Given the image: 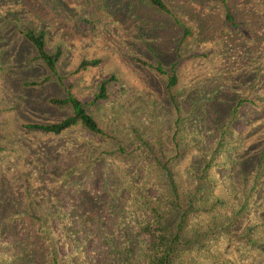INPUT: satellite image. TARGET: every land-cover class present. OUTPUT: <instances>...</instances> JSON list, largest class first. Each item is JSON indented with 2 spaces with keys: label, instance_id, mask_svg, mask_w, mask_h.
Masks as SVG:
<instances>
[{
  "label": "rangeland",
  "instance_id": "1",
  "mask_svg": "<svg viewBox=\"0 0 264 264\" xmlns=\"http://www.w3.org/2000/svg\"><path fill=\"white\" fill-rule=\"evenodd\" d=\"M163 1L169 13L142 0H0L6 264H47L51 246L61 264H124L126 254L143 264L139 206L167 212L168 172L192 206L172 264H264V0ZM26 29L43 31L47 51L60 47L54 75ZM81 59L99 64L76 70ZM109 75L107 97L90 103ZM67 92L107 137L22 129L68 115L49 102Z\"/></svg>",
  "mask_w": 264,
  "mask_h": 264
},
{
  "label": "trees",
  "instance_id": "2",
  "mask_svg": "<svg viewBox=\"0 0 264 264\" xmlns=\"http://www.w3.org/2000/svg\"><path fill=\"white\" fill-rule=\"evenodd\" d=\"M148 5L154 7L160 12L169 13L168 7L163 0H142ZM224 3L225 0H220ZM224 19L230 25L234 26L233 19L229 12L225 10ZM22 37L32 46L35 57L39 59L44 66L48 69L50 74H55V64L58 61L61 51L60 47L56 46L54 50L47 51L44 46V33L43 31H33L31 29H26L20 32ZM144 64V62H140ZM99 64L98 59H81L76 70L83 68L93 67ZM145 65V64H144ZM148 65V64H147ZM150 66V65H148ZM152 70L156 71L158 74H165L166 72L161 69L160 65L151 66ZM170 74L166 75L165 89L169 93L171 88L176 84V74L173 71V65L169 68ZM114 81L112 75L103 78L97 87V90L90 100V103H95L97 101L103 100L107 97V86L110 82ZM49 102L55 106L63 107L68 106L70 108V113L65 117L59 119L58 121L48 123V124H24L22 129L27 132H39L50 135H59L64 131L69 130L74 126H78L90 134L98 136L99 138L107 137L106 133L101 129L91 115L86 111L85 105L71 93L67 92L65 97L62 99H49ZM168 190L171 196V200L168 205L166 213H161L157 209V205H150L149 203H141L139 208L141 210V217L147 216L149 220H142L146 222V225L142 226V229L149 232V255L146 257V262L143 264H172L173 258L177 251L185 246L186 242H181V235L186 233L187 227L189 226L187 214L190 213L189 209L191 206L190 198L188 200H183L181 194L178 193L175 182L176 180L171 177L170 172L166 174ZM136 194L132 192V195ZM145 201L146 196H145ZM138 208V210H139ZM156 225L154 227L152 225ZM194 235V236H193ZM194 242H198V235L193 234ZM205 238L210 241V237L205 236ZM189 245V243H188ZM110 249H113L110 243ZM49 259L47 264H61V257H58L54 247H50ZM124 264H130L128 255H123ZM85 264H88L87 260H84ZM0 264H6L4 260H0Z\"/></svg>",
  "mask_w": 264,
  "mask_h": 264
}]
</instances>
